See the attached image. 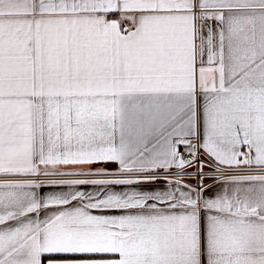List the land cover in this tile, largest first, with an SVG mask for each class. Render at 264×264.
<instances>
[{"label":"snow or ice","instance_id":"6c2138e0","mask_svg":"<svg viewBox=\"0 0 264 264\" xmlns=\"http://www.w3.org/2000/svg\"><path fill=\"white\" fill-rule=\"evenodd\" d=\"M0 264H264V0H0Z\"/></svg>","mask_w":264,"mask_h":264}]
</instances>
